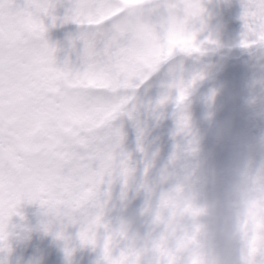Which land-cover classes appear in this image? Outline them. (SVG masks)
I'll return each mask as SVG.
<instances>
[{
    "label": "snow or ice",
    "instance_id": "snow-or-ice-1",
    "mask_svg": "<svg viewBox=\"0 0 264 264\" xmlns=\"http://www.w3.org/2000/svg\"><path fill=\"white\" fill-rule=\"evenodd\" d=\"M241 2V44L264 45V0ZM177 5L190 11L196 0L135 7L131 0H0V246L5 221L25 201L62 206L88 228L102 221L108 192L101 186L131 170L113 126L132 99L126 90L139 87L173 49L199 51L195 33L165 15ZM57 20L82 26L79 66L58 60L47 35ZM177 87L181 106L186 90L183 82ZM187 122L182 115L179 129ZM78 235L86 239L87 230ZM258 258L264 264V251Z\"/></svg>",
    "mask_w": 264,
    "mask_h": 264
},
{
    "label": "clouds",
    "instance_id": "clouds-1",
    "mask_svg": "<svg viewBox=\"0 0 264 264\" xmlns=\"http://www.w3.org/2000/svg\"><path fill=\"white\" fill-rule=\"evenodd\" d=\"M145 2L131 0V6ZM169 14L195 33L199 51L191 53L206 56L222 46L213 32L204 35L209 15L203 0H196V6L190 11L177 5L170 12L166 11L165 15ZM176 51L173 49V54ZM209 75L202 72L195 76L194 82L193 78L183 82L186 90L183 103L196 81ZM216 94L217 90H213L210 104H214ZM213 116L214 111H210L209 120ZM189 129L188 121L180 131ZM199 144V137L193 136L186 148L173 154L172 166L163 173L165 179L173 181L169 187L157 192L148 181L141 186L145 193L140 211L143 232L134 219H124L118 226L110 227L104 219L105 213L99 224L88 228L81 223L79 215H66L62 206L53 211L38 202L44 215L41 228L62 240L71 253L77 246L99 247L105 264H261L258 257L264 251V160L257 163L247 152L234 154L220 189L213 191L210 186L215 181L209 175L206 162L200 158ZM180 161L187 163L180 164ZM150 167L151 162H146L145 175ZM133 173L131 167L126 178L119 177L125 186ZM17 213L5 221L6 238L0 246L4 259L13 251L10 237L19 236L13 231L16 225L11 223L14 215H21L19 207ZM77 224L78 233L87 230L86 239L78 235V245L66 231L70 225ZM101 229L105 230L103 237Z\"/></svg>",
    "mask_w": 264,
    "mask_h": 264
},
{
    "label": "trees",
    "instance_id": "trees-1",
    "mask_svg": "<svg viewBox=\"0 0 264 264\" xmlns=\"http://www.w3.org/2000/svg\"><path fill=\"white\" fill-rule=\"evenodd\" d=\"M241 0H229V6H218V8L215 9V12H219V14H222L223 16L226 17H232L234 11L239 10L240 14H242V9H241ZM241 18V17H239ZM234 20V19H233ZM238 21L243 23L242 19H237ZM215 30V29H214ZM256 46V45H255ZM252 47H249L251 49ZM231 61V58H229ZM162 66H159L155 72L158 70H162ZM170 69L168 70V72ZM174 72V70H173ZM152 82H157L156 79H151ZM148 82L149 81H145ZM158 83V82H157ZM165 93L160 92V90L157 91V96L154 98V102L159 103L160 97H162ZM136 97V94L132 95V101H134V98ZM130 100V101H131ZM172 101L174 99H171ZM171 100H166L165 102L171 101ZM224 99H220L219 97L216 98L217 102V107L220 108L223 104ZM139 102V101H137ZM135 103L134 107L137 109L140 108L138 106L140 103L132 102ZM187 104L185 101L181 106ZM249 104L253 107H259V116L256 113H253L249 115L246 119L245 126H244V140L245 143H247V148L249 150H253L255 152H260L258 155V159L256 162H260L261 160H264V140L259 142V139L261 138L262 135H264V129H261V125L264 124V103L262 104H257L255 101H249ZM138 106V107H137ZM155 104H152L151 107H154ZM162 108L159 110V108L154 111L153 113H150L152 115L151 118H153V124L157 125L159 123L167 124V120H169V117H164L163 114L160 116H157V113H160L161 110L163 109V104L160 105ZM180 106H177L175 103V109H177ZM227 108V106H226ZM140 112L139 110L136 111ZM122 116V115H121ZM130 118L126 115L125 117L122 116L123 122V130H121L123 134V140L121 147L117 149L118 152H123L127 154L130 159H129V164L130 166L134 169V173L132 178L129 181L128 186H125L123 183V180L117 177L116 179L113 180V183L109 186L107 183L101 186L102 191H107L108 195L104 197V199L107 200V204L105 207V221L109 223L110 227H116L119 225L121 220L124 219H134L136 221V226L140 228V230L144 231V226L142 225V220L143 217L140 216V211L143 208L144 202H145V193L143 188L141 187L145 181H148L151 183L149 180L150 178L152 180H156V175H152L150 173V170L148 171L147 175H145V154H147V147L148 145L144 142L145 138H147V135H144L138 131L140 125H144L146 122H148L146 119L147 117L145 115H129ZM128 118V119H127ZM149 120V119H148ZM233 120H236L234 118ZM139 122V123H138ZM114 126V123H113ZM114 127H118V125H115ZM246 127V128H245ZM142 134V135H140ZM246 140V141H245ZM152 144V143H151ZM154 145V144H152ZM168 144H164L163 146H167ZM141 148L143 151H141ZM164 155L161 156L162 158V168L161 172L159 175H162L165 171V169L170 168L172 166L171 162H167V159L170 155L169 151L163 152ZM224 160L227 162V164H230L231 157L230 156H225ZM136 164H139L140 167L135 170ZM158 171H153L154 174H156ZM219 181H221V178H219ZM152 184V183H151ZM220 188H216L214 191H218ZM120 197V202L118 201L117 198ZM21 207V206H20ZM22 208V207H21ZM22 212L19 217H16L15 220L19 221V229L23 224H31L30 228L27 229V234H24V237L22 238V241H25V245H33L34 247H37L38 245H44L43 247L47 249H53L49 247L48 241L51 237L55 236L52 233H46L43 231L41 228V221L44 219L43 215V209L39 205L37 206V210L31 214H27V212L22 208ZM26 228L24 227V231ZM67 234H69L75 244H79L78 241V232H79V225H70L67 228ZM101 233L105 234V230L101 229ZM22 236L21 233H19V236ZM38 242V244H37ZM91 247V246H90ZM89 246L85 247H79L77 246L75 252H87ZM99 247H97L98 249ZM52 254H57V251L51 252ZM67 253L65 252V255Z\"/></svg>",
    "mask_w": 264,
    "mask_h": 264
},
{
    "label": "rangeland",
    "instance_id": "rangeland-1",
    "mask_svg": "<svg viewBox=\"0 0 264 264\" xmlns=\"http://www.w3.org/2000/svg\"><path fill=\"white\" fill-rule=\"evenodd\" d=\"M209 2V0H207ZM219 2L222 6H229L227 3V0H211L210 3ZM241 9L243 12V7L241 4ZM240 11L236 10L234 11L232 15L231 23L237 19H241L239 17L242 16L239 15ZM234 19V20H233ZM47 23V22H46ZM210 22L208 24V28L205 31L206 35L208 32H211ZM234 29V26H232ZM230 29V28H229ZM244 30V28H243ZM214 35L218 37L219 40H224L225 38H220L218 33L215 31H212ZM223 42V41H221ZM54 44V42H51ZM222 46L219 48V51L222 52L226 48V46H229L231 48L232 44H221ZM242 44L239 45V47ZM239 47H236L234 52H228L227 54H232L233 57H239L241 56V53L238 50ZM201 55H198L197 57L194 56V63L190 65L188 68L184 67L182 70H175L174 72H171L169 74H163L162 77H160L159 82L156 84L162 91L165 93H169V95L165 96L167 97V100L170 99L172 96V91L178 90V85L181 82L187 81L192 79L194 76L199 75L202 72H207L210 75L204 79L197 80V83H200L201 81L205 79H209L212 77L213 73L212 70L208 69L204 64L199 65L198 61L201 58ZM217 63V61H215ZM225 62V61H224ZM223 63V62H221ZM77 66H79V63H77ZM219 70V69H218ZM220 71V70H219ZM177 82V83H176ZM176 83V84H175ZM141 85V83L139 84ZM196 87V86H195ZM150 89V88H149ZM151 91V90H150ZM127 93H130V90H126ZM221 92L223 95L234 99V103L237 104V106H234L233 104H230L228 107V110L224 114V118L228 120H233L234 118H240L243 119V112L245 109L243 106L247 104L248 101H251V99L258 98L260 100H263L264 98V57L258 56V59L256 62L250 66H243L238 63L231 62V65L228 69L227 76L224 78L221 86ZM202 95V93H201ZM254 97V98H253ZM162 98L159 99V101ZM245 103L243 104V102ZM243 104V105H242ZM138 106H140L139 111L150 119L152 115L150 113H153L155 109L148 106V99L145 102H141ZM137 106V107H138ZM214 111V116L211 118V120L215 123V127L219 126V132H222L220 128H223L227 125V122H223L221 120H214L216 111ZM127 115V112L123 114L125 117ZM204 114H202L203 116ZM197 114L194 115L195 118H197ZM224 119V120H225ZM139 123V122H138ZM240 127V125H238ZM141 129L144 128V125L140 127ZM225 129V128H224ZM261 129H264V124L261 125ZM185 136L191 135L192 133V126H190V129L187 132H183ZM217 133V132H216ZM214 132V135H216ZM189 137V136H188ZM157 145L156 146H149L147 148L148 154H147V160L151 162V164H155V161L159 157L160 149L162 146V142L159 140L158 137H156ZM215 166V164H214ZM217 165L214 167L216 168ZM155 170L158 171V167L155 165ZM214 172L212 170L209 171L210 177L213 178ZM157 177H159V174H155ZM172 179H167L168 186L172 183ZM36 202L34 203H26V207H23L22 204L20 205L22 208L29 209L27 212L32 213L34 212ZM19 206V212L21 211V207ZM19 217V215H14L13 217ZM12 217V218H13ZM13 224H16L12 222ZM31 224H22L20 227L24 231V227L27 231L28 228H30ZM21 233V231L19 232ZM49 247L53 248V251H57V254L48 253L46 255L42 256H33V255H26V256H15V255H9L7 259H4L0 261V263L5 264H45V262L42 260V257L51 256L53 257L48 264H78L79 262L76 260H72L71 262L68 260V257H65V246L64 242L62 240L57 239L55 236L51 237L49 241L47 242ZM4 256V254H3ZM93 262L94 264H105L104 260L102 259V252H98V250H94L92 252ZM87 264H90V256L86 258Z\"/></svg>",
    "mask_w": 264,
    "mask_h": 264
}]
</instances>
